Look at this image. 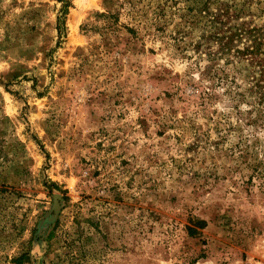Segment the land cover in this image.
<instances>
[{
  "label": "rangeland",
  "instance_id": "374dc122",
  "mask_svg": "<svg viewBox=\"0 0 264 264\" xmlns=\"http://www.w3.org/2000/svg\"><path fill=\"white\" fill-rule=\"evenodd\" d=\"M60 8L0 0V264H264V0Z\"/></svg>",
  "mask_w": 264,
  "mask_h": 264
},
{
  "label": "trees",
  "instance_id": "16d2710c",
  "mask_svg": "<svg viewBox=\"0 0 264 264\" xmlns=\"http://www.w3.org/2000/svg\"><path fill=\"white\" fill-rule=\"evenodd\" d=\"M59 3H61L60 13L61 15L58 16V30L59 33H65V18L68 14L69 8L72 6V0H57ZM43 149V148H42ZM51 189L56 188V184L51 183ZM206 227V221L192 217L190 218V225L187 226V232L190 236H200L201 230ZM204 254H200V256H203Z\"/></svg>",
  "mask_w": 264,
  "mask_h": 264
}]
</instances>
